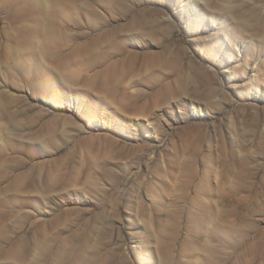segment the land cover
<instances>
[{
  "label": "rangeland",
  "instance_id": "374dc122",
  "mask_svg": "<svg viewBox=\"0 0 264 264\" xmlns=\"http://www.w3.org/2000/svg\"><path fill=\"white\" fill-rule=\"evenodd\" d=\"M0 264H264V0H0Z\"/></svg>",
  "mask_w": 264,
  "mask_h": 264
}]
</instances>
